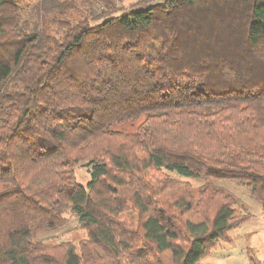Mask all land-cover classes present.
I'll return each instance as SVG.
<instances>
[{"label":"trees","instance_id":"obj_1","mask_svg":"<svg viewBox=\"0 0 264 264\" xmlns=\"http://www.w3.org/2000/svg\"><path fill=\"white\" fill-rule=\"evenodd\" d=\"M75 8L0 0V264H199L250 215L167 172L264 207V0ZM66 210L84 238L34 240Z\"/></svg>","mask_w":264,"mask_h":264},{"label":"rangeland","instance_id":"obj_2","mask_svg":"<svg viewBox=\"0 0 264 264\" xmlns=\"http://www.w3.org/2000/svg\"><path fill=\"white\" fill-rule=\"evenodd\" d=\"M36 0H20L24 7V14L34 18L31 14L33 4ZM162 0H76V8L70 14L73 18L83 15H91L96 8L106 7V2L112 11L126 12L144 8L152 3ZM51 32H55L53 25H50ZM139 122H124L116 126V129L133 131ZM175 179L189 184L192 195L196 198L201 186L208 184L212 187L222 188L232 193L237 203L235 205L237 214L248 213L249 219L238 227L228 231L229 241H220L219 244L203 258L199 264H247L246 248H252L256 257L264 264V207L263 204L253 199L246 187L242 184L230 180H204L194 176H182L176 172H167ZM76 177L81 184H85L89 179V166L87 162H79L76 167ZM67 222L60 228L45 233L38 234L34 240L43 242L72 241L77 244L80 239L86 236V231L81 226L77 217L69 210L65 211Z\"/></svg>","mask_w":264,"mask_h":264}]
</instances>
